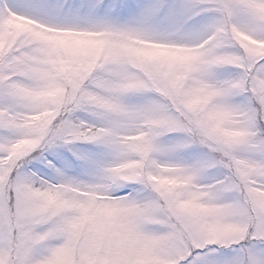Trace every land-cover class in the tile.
I'll list each match as a JSON object with an SVG mask.
<instances>
[{"label": "clouds", "instance_id": "obj_1", "mask_svg": "<svg viewBox=\"0 0 264 264\" xmlns=\"http://www.w3.org/2000/svg\"><path fill=\"white\" fill-rule=\"evenodd\" d=\"M192 2L207 10L142 21L59 9L66 18L13 16L0 29V64L12 54L0 93V246L11 225L33 230L24 247L43 242V264H173L188 244L252 240L264 85L243 69L246 54L264 57L252 32L264 0H231L230 16L225 0ZM63 148L79 172L48 159Z\"/></svg>", "mask_w": 264, "mask_h": 264}, {"label": "snow or ice", "instance_id": "obj_2", "mask_svg": "<svg viewBox=\"0 0 264 264\" xmlns=\"http://www.w3.org/2000/svg\"><path fill=\"white\" fill-rule=\"evenodd\" d=\"M45 6L38 3L37 0H13L9 3L8 0H0V29H5L9 19L13 16H34L30 10L42 9ZM95 7V6H93ZM196 7H200L202 10H207L204 5H195L192 0H185L184 3L179 5H168L165 0H153V2L143 6L139 12L140 19L147 21L150 18L159 14L162 10L172 15H179L185 12L191 11ZM235 7L231 3V0H225L220 6V11L230 16ZM240 7L249 8L250 5H242ZM253 13L256 17V24L252 28L254 35L258 38H264V13L257 11L252 8ZM91 15V10H89ZM12 54H5L3 64H0V93H7L11 81L7 78L8 72L12 69L8 66V60ZM243 71L246 73L247 78L251 80L253 87L257 85H264V57L253 53L246 54L245 67ZM12 79H17L13 77ZM258 99L261 104H264V95H260ZM7 110V109H6ZM257 151L264 153V146H258ZM259 164L264 165V155L256 157ZM264 208V205L257 204V211L252 212L249 218V224L251 228L250 235L251 241H264V216L260 214V209ZM33 231L29 229L25 232H16L13 226H9L8 230L4 233V239L7 243L0 246V257H3L7 264H43V256L35 255L34 249L37 246L42 247L43 242L35 240L31 246L24 247L26 240L31 239L30 233ZM215 244L228 245L230 243L218 242ZM208 244L200 243L199 245L188 244L183 247L177 256L173 264H181L182 260H185L192 251L196 248H200Z\"/></svg>", "mask_w": 264, "mask_h": 264}, {"label": "rangeland", "instance_id": "obj_3", "mask_svg": "<svg viewBox=\"0 0 264 264\" xmlns=\"http://www.w3.org/2000/svg\"><path fill=\"white\" fill-rule=\"evenodd\" d=\"M12 3L13 0H8ZM38 3L44 5L42 9L30 10L34 16L48 17L54 19H64L66 17L58 16L59 9H71L73 13L84 10L91 15L88 19H119L129 18L141 11L143 6L153 2V0H37ZM173 0H167L171 4ZM95 6V7H93ZM207 13H201L197 19H201ZM71 18V17H69ZM228 66L221 70L222 75H226ZM135 97H131V101H135ZM75 149L84 155H92L97 159L103 158V150L100 146L87 142H79L75 145ZM197 149L185 150L183 155L186 158H193L197 154ZM260 155L259 152L256 153ZM49 160L56 165L68 164L72 170L79 172L83 164L82 160L76 158L73 152L66 148L57 149L54 153L47 154ZM33 170L46 172L48 169L40 162H33L31 165ZM126 188L122 191H129ZM43 249L37 246L34 249L35 255H40ZM181 264H264V241H238L231 242L228 245L208 244L192 251Z\"/></svg>", "mask_w": 264, "mask_h": 264}]
</instances>
